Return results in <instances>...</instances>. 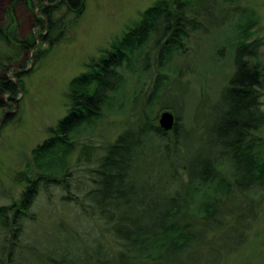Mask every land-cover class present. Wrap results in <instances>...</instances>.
<instances>
[{
  "label": "rangeland",
  "instance_id": "374dc122",
  "mask_svg": "<svg viewBox=\"0 0 264 264\" xmlns=\"http://www.w3.org/2000/svg\"><path fill=\"white\" fill-rule=\"evenodd\" d=\"M31 1L0 0V27L8 30L10 37L9 44L0 39V76L13 83L16 73H21L17 94L10 96L14 97L12 100L8 94L0 93V98L7 102L0 113V207L18 201L28 180L36 177L31 152L67 114L69 83L85 73L86 65L99 60L116 41L136 28L143 12L158 0H83L79 15L57 0L50 4L58 6L50 17L41 12L46 4L43 0ZM10 2H14L12 18L4 12ZM207 14V24L203 22L206 30L191 35L180 53L163 68L158 69L154 56L145 66L138 56L132 67L124 69L122 88L111 94L94 123L75 133L74 152L69 156L70 173L63 180L64 186L61 181L39 185L33 204L18 221L20 237L0 231L2 264H44L47 253L61 254L65 250V232L85 243L96 239L109 249L117 247L84 196L93 186L88 178L92 176L89 170L96 167L95 158L103 156L104 147L114 143L138 119H148L151 126L159 128L161 113L170 112L178 123L177 134L186 132L180 139L179 154L174 157L168 156L149 134L150 149L139 162L140 171L151 174L181 160L219 155L222 147L215 128L226 108L222 90L235 71L234 49L241 40V25L244 19L251 18L246 15L255 19L245 42L256 59L245 60L264 68V0H216ZM238 14L243 17L242 23ZM209 18L225 24L210 28ZM34 19L44 25L52 23L53 29L45 30ZM30 35L36 43L34 49L21 51L19 45ZM159 82L164 86L155 90ZM157 92L153 104L150 99L152 95L155 99ZM259 102L264 112V90ZM146 126L145 122L137 123V128ZM172 135L168 133L169 137ZM254 137L264 155V126ZM89 146L96 157L87 162L82 150ZM218 168L223 178L232 182L230 164L221 161ZM181 176L183 183L188 184L186 173ZM194 187L187 192L190 207L201 213L206 201H216L220 208L218 218L222 219L220 227L206 233L205 239L208 247L210 241L216 240L210 250L218 249L220 254L211 262L200 255L196 264H264V193L254 190L238 197L233 192L226 199L220 189L199 186L196 191ZM154 201L153 198V204ZM67 242L73 253L81 246L75 240Z\"/></svg>",
  "mask_w": 264,
  "mask_h": 264
},
{
  "label": "trees",
  "instance_id": "16d2710c",
  "mask_svg": "<svg viewBox=\"0 0 264 264\" xmlns=\"http://www.w3.org/2000/svg\"><path fill=\"white\" fill-rule=\"evenodd\" d=\"M20 1L32 3L31 0ZM43 1L46 4L41 12L50 17L58 7L52 6L57 0ZM214 2L216 0H158L143 12L136 28L116 41L99 60L86 65L85 73L69 83L67 114L48 130L49 136L31 152V159L37 167L36 177L28 180L18 201L9 207H0V231L3 235L9 231L12 236L20 237L21 224L18 221L26 215L41 185L61 181L64 186L63 180L70 173L69 156L74 152L75 133L83 126L94 123L108 105L106 102L111 94L122 88L124 69L132 67L138 56L146 63L143 66L154 56L158 69L163 68L180 53L181 46L189 41L191 35L206 30L203 24ZM62 3L77 15L84 7L83 0H62ZM13 4L10 2L4 9L8 18H12ZM233 13L236 14L235 8ZM239 16V21H243V17ZM246 16L251 18L244 19L241 25L242 41L239 40L234 49L235 71L222 90L226 108L215 128L222 147L219 155L216 158L190 159L188 163L181 160L151 174L140 171L139 162L148 156L150 149L149 134L154 136L168 156L179 154L180 139L186 132L177 134L176 119L168 131L160 125L154 128L148 119H138L114 143L104 147V155L99 158L93 156L90 146L84 148L82 152L86 153V161L95 158L97 162L96 167L89 170L92 176L88 179L93 186L85 192L84 198L88 200L93 214L106 226L104 229L115 239L117 247L109 249L96 239L85 243L65 232L62 235L66 237L65 250L61 254L47 253L44 264H196L200 255L211 262L220 254L218 249L210 250L216 240L210 241L209 247L205 241L206 233L220 227L219 206L216 201L208 200L203 204L201 213H197L188 204L187 192L196 185L193 188L196 191L201 188L199 186L220 189L226 199L233 192L238 197L254 190L264 193V155L254 137L264 126V112L259 106L261 91L264 90V68L256 63L249 64L248 60H255L256 56L245 41L255 19L251 15ZM33 22H38L45 30L53 29L50 22L47 25L38 19ZM207 22L210 28L225 24L215 18H209ZM9 38L8 30L0 27V39L9 44ZM34 42L30 35L19 48L30 51L36 45ZM15 76L20 81L21 73L17 72ZM161 83L155 90L164 86ZM16 92V84L6 76H0V93L10 97L16 96ZM157 98L158 92L155 99L152 95L151 103L154 104ZM4 107L6 103L0 98V113ZM143 122L147 126L137 128V123ZM168 133H173L172 137ZM225 160L233 170L232 182L225 180L218 171V163ZM181 173H186L190 180L188 184L183 183ZM73 240L81 244L76 247L75 253L71 252L67 242ZM202 252L205 253L200 254Z\"/></svg>",
  "mask_w": 264,
  "mask_h": 264
},
{
  "label": "water",
  "instance_id": "95a60500",
  "mask_svg": "<svg viewBox=\"0 0 264 264\" xmlns=\"http://www.w3.org/2000/svg\"><path fill=\"white\" fill-rule=\"evenodd\" d=\"M17 84V80H15ZM174 116L170 112H163L159 118V125L164 131L172 129L174 125ZM1 125V124H0Z\"/></svg>",
  "mask_w": 264,
  "mask_h": 264
},
{
  "label": "flooded vegetation",
  "instance_id": "af4514ba",
  "mask_svg": "<svg viewBox=\"0 0 264 264\" xmlns=\"http://www.w3.org/2000/svg\"><path fill=\"white\" fill-rule=\"evenodd\" d=\"M6 105H7V102H6ZM3 109H5V108H3Z\"/></svg>",
  "mask_w": 264,
  "mask_h": 264
}]
</instances>
